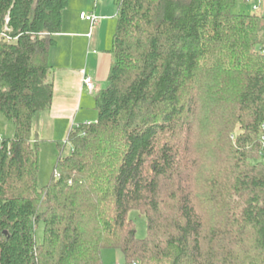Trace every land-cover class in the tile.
<instances>
[{
  "label": "trees",
  "instance_id": "trees-1",
  "mask_svg": "<svg viewBox=\"0 0 264 264\" xmlns=\"http://www.w3.org/2000/svg\"><path fill=\"white\" fill-rule=\"evenodd\" d=\"M113 1L97 120L57 142L39 188L34 121L53 104L70 0H0V113L15 126L0 145V264H103L104 250L264 264V14L234 12L251 0Z\"/></svg>",
  "mask_w": 264,
  "mask_h": 264
},
{
  "label": "crops",
  "instance_id": "crops-1",
  "mask_svg": "<svg viewBox=\"0 0 264 264\" xmlns=\"http://www.w3.org/2000/svg\"><path fill=\"white\" fill-rule=\"evenodd\" d=\"M89 7L85 0H70L63 13L61 33L55 36L56 44L49 53L54 99L51 109L39 113L34 121L38 140L63 141L74 127L97 120L95 95L106 87L112 67L117 7L106 17L102 5L95 11ZM82 13H93L98 20L93 25L81 19ZM85 76L94 81L93 93L84 86Z\"/></svg>",
  "mask_w": 264,
  "mask_h": 264
},
{
  "label": "rangeland",
  "instance_id": "rangeland-1",
  "mask_svg": "<svg viewBox=\"0 0 264 264\" xmlns=\"http://www.w3.org/2000/svg\"><path fill=\"white\" fill-rule=\"evenodd\" d=\"M90 4L89 10L92 8L98 9V6L104 7V16L111 15L115 12L116 5L113 0H85ZM260 4V0H251L247 4L239 3L234 9L235 13H254V7ZM95 11V10H94ZM262 13V10L260 11ZM115 20V18H114ZM111 22V21H110ZM116 22V20H115ZM97 95V93H96ZM95 95V96H96ZM15 133V126L7 120L0 113V134L4 138H11ZM72 152L71 146H66L63 152L64 156L70 155ZM60 151L57 147V142H48L40 140L39 144V173H38V187L42 188L46 186L53 178L54 169L58 161ZM264 162V155L261 159ZM131 219L136 223L137 237L145 238L147 236V225L144 217H140L137 213L130 215ZM43 236V224L39 226L36 232V239L38 243L41 242ZM103 264H125L123 254L118 250H104L102 252Z\"/></svg>",
  "mask_w": 264,
  "mask_h": 264
},
{
  "label": "built area",
  "instance_id": "built-area-1",
  "mask_svg": "<svg viewBox=\"0 0 264 264\" xmlns=\"http://www.w3.org/2000/svg\"><path fill=\"white\" fill-rule=\"evenodd\" d=\"M261 10H262V13H260ZM254 11H255V13L264 14V0H260V4L258 6L254 7ZM81 19L86 20V21H88L94 25V23L98 20V17L95 16V14H93V13H82ZM6 30H8V29H6ZM83 83H84V86L86 87V89L88 91H90L91 93L94 92L95 84H94L92 77L85 76L83 78ZM2 142H3V136L0 134V145Z\"/></svg>",
  "mask_w": 264,
  "mask_h": 264
}]
</instances>
